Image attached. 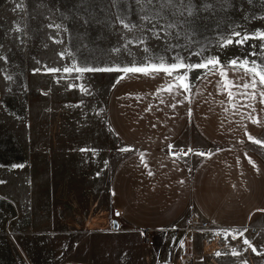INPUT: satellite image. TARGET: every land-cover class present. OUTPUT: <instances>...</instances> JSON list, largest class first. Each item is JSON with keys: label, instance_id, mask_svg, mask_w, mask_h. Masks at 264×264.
Here are the masks:
<instances>
[{"label": "rangeland", "instance_id": "374dc122", "mask_svg": "<svg viewBox=\"0 0 264 264\" xmlns=\"http://www.w3.org/2000/svg\"><path fill=\"white\" fill-rule=\"evenodd\" d=\"M192 3L194 39L212 42L205 56L218 55L225 66L246 56L264 64V57L248 56L253 44L261 52L260 39L244 46L215 45L219 32L227 36L237 25L242 35L264 31V0ZM204 3H212L215 11H203ZM142 7L152 5L120 0L119 10L141 25L129 32L116 21L112 0H0V57L8 58L7 63L0 60V264H112L111 251V257L127 256L123 250L132 251L134 241L140 256L152 248L164 252L161 264H264V216L246 228L224 230L191 215L185 230L163 232L159 244L129 233L127 245L116 230L112 240L99 234L113 233L117 217L110 206L109 181L127 153L120 151L125 147L111 134L105 115L107 99L123 73L90 72L76 79L79 74L73 72L58 82L61 74L48 73L45 66H70L73 57L61 59V52L98 67L142 61V46L112 51L126 40L150 37L152 24L140 20ZM179 42L184 44V38ZM148 45L156 53L165 47L151 37ZM188 51L182 55L187 57ZM199 59L192 56L189 62ZM202 75L203 70H194L188 82L192 85ZM70 84L83 85L87 92ZM259 140L264 141V133ZM258 146L264 157V146Z\"/></svg>", "mask_w": 264, "mask_h": 264}, {"label": "crops", "instance_id": "0c3cea01", "mask_svg": "<svg viewBox=\"0 0 264 264\" xmlns=\"http://www.w3.org/2000/svg\"><path fill=\"white\" fill-rule=\"evenodd\" d=\"M228 77L235 79L230 68ZM220 79L219 75L198 79L190 93L179 96L156 94L166 83L163 74L156 78L129 74L116 83L106 102V121L113 137L130 150L113 170L108 187L118 227L112 225L113 233L99 234L112 240L116 230L127 245L129 233L139 241L149 234L159 244L163 232L185 230L191 215L224 230L246 228L264 216L260 211L264 210V157L246 135L260 139L264 133V104L259 96L252 100L236 95L243 91L236 88L229 103L227 93L217 90ZM177 101L183 102L170 107ZM245 103L255 111L243 107ZM169 145L184 153L169 154ZM203 152L211 158L196 154ZM138 250L134 241L132 251L123 250L127 256L111 257V251L112 264H161L167 258L154 248L142 256Z\"/></svg>", "mask_w": 264, "mask_h": 264}, {"label": "snow or ice", "instance_id": "6c2138e0", "mask_svg": "<svg viewBox=\"0 0 264 264\" xmlns=\"http://www.w3.org/2000/svg\"><path fill=\"white\" fill-rule=\"evenodd\" d=\"M112 2L118 9L116 13V21L119 22L123 29L131 32L134 29L141 27V25L133 23L129 19L128 15L119 10L120 0H112ZM222 2L227 3V0H222ZM249 2H251V0H249ZM136 3L140 4L141 0H136ZM147 5H152V8L146 10V7H142L140 11L144 14L140 16V20L152 24V27L147 29V31L150 33V37L152 39L160 40L164 43L165 47L162 49V53L153 52V49L148 45L150 37L148 35H144L136 37L133 40H126L122 45L112 49L113 52L120 53L122 48L127 50L131 44L142 46V50L146 55L140 62L133 60L131 64H115L104 67L90 66L87 61H80L78 63L72 52H61L59 53L61 59H63L65 55L73 57L71 65H65L62 68H49L45 66V71L53 74L60 73L61 75L58 77V82L59 79H67L73 72L79 74L76 76V79H80L83 74L90 72L123 73V75L117 77V83L123 80L126 76H129V74H131V77H135L137 74H140L142 76L152 78H156L157 76L163 74L166 83L162 84L157 89L156 94L159 95L161 92H168L169 94L179 96L184 93H190L192 90V86L188 82L189 74L194 70H203V75L201 77H197V79H206L210 75H219L221 79L217 81V90L218 92H221V94H223V92L227 93L229 103H231L234 99L232 89L236 88L243 89L242 92H237L236 95L243 96L246 99L250 98L252 100H256L257 96H259V103L264 104V64L258 62L257 60L249 61L246 56L243 59L239 57L232 59L226 67L221 63L218 55L205 56V52L209 46H211L212 42H209V44H201L198 40L194 39L197 32V29L195 28L196 17L194 15L196 8L192 3V0H147ZM157 5L158 7H156ZM20 7V4H16V8ZM202 10L206 12L209 10L215 11L212 3H204L202 5ZM169 16L171 17L170 19ZM261 19H264V17H261ZM160 21H165V23H160ZM87 22L88 21H85V23ZM49 27L52 26L49 25ZM55 27L59 28L60 26L56 25ZM237 28H239L238 25L233 28L231 33L227 36L224 35L223 31L219 32L215 45L219 48H226L233 44L237 46H244L249 40L260 39L261 41H264V31L258 30L256 33H244L242 35L240 31L236 30ZM16 31L19 32L20 28L18 27ZM181 37L185 40L184 44L179 42ZM51 39H53L56 43H62V41L55 40L54 37ZM172 40H176V43H172ZM194 44L199 45L198 50L194 49L192 51H188V49ZM260 47L261 52L258 54L255 51L256 45L253 44V51L250 52L248 56L260 55L264 57V43H262ZM184 51H188L187 57L182 55V52ZM168 53H172L170 58ZM192 56H197L200 59L195 63L189 62ZM169 59L171 62H169ZM0 60H3L5 63L8 62V58L6 56L0 57ZM229 68L231 69L235 79H229ZM241 71L243 72V75L237 76L236 74ZM6 78L8 80L12 79L11 76H7ZM240 80H243L244 82L241 84L239 83ZM69 87H80L82 91L87 92V89H85L83 85L70 84ZM249 89L251 91H249ZM184 99L188 100V96L185 95ZM182 102L183 101H177L176 103L170 105V107L174 109L177 104ZM161 103H163V100H161ZM232 107H235V105H232ZM243 107H248L251 108L252 111H255V107L252 104L245 103ZM225 111H227V108ZM252 122L259 123L255 119H253ZM246 135H248V139L253 143L264 146V141L256 139L250 134L246 133ZM172 147V145H169V152L171 155L175 156L176 153L172 152ZM128 150L130 149H120V151ZM82 151H84V149H82ZM191 151V149H188V152ZM196 154L207 155L208 158H211L210 153ZM185 155H187V152H185ZM248 159L249 163L252 164L254 168L258 167L254 160L250 157ZM141 162L144 163L143 153L141 154ZM144 166L147 168V163H144ZM14 167H22V165ZM148 175L151 176L153 173L149 171ZM0 183H3V181H0ZM245 231H247V229H245ZM240 235H243V232H241ZM244 243L251 247L248 240H245ZM252 250L254 252L256 251L255 248H252ZM233 254L236 255L238 253L233 251ZM215 255L219 256L221 253L217 252Z\"/></svg>", "mask_w": 264, "mask_h": 264}, {"label": "built area", "instance_id": "2783aa9c", "mask_svg": "<svg viewBox=\"0 0 264 264\" xmlns=\"http://www.w3.org/2000/svg\"><path fill=\"white\" fill-rule=\"evenodd\" d=\"M172 152L176 153V155H180V154L184 153L183 150H178V149H172ZM203 153H205V152H203ZM169 154H170V152H169ZM144 239L146 242L150 243L152 240V236L147 234V235H145Z\"/></svg>", "mask_w": 264, "mask_h": 264}, {"label": "water", "instance_id": "95a60500", "mask_svg": "<svg viewBox=\"0 0 264 264\" xmlns=\"http://www.w3.org/2000/svg\"><path fill=\"white\" fill-rule=\"evenodd\" d=\"M117 227H118L117 222L114 220V221H113V228H114V229H117Z\"/></svg>", "mask_w": 264, "mask_h": 264}]
</instances>
